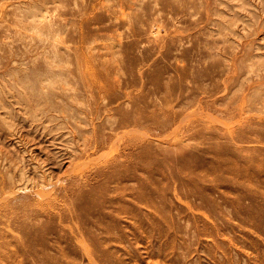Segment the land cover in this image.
Masks as SVG:
<instances>
[{"label": "rangeland", "instance_id": "1", "mask_svg": "<svg viewBox=\"0 0 264 264\" xmlns=\"http://www.w3.org/2000/svg\"><path fill=\"white\" fill-rule=\"evenodd\" d=\"M0 264H264V0H0Z\"/></svg>", "mask_w": 264, "mask_h": 264}, {"label": "bare ground", "instance_id": "2", "mask_svg": "<svg viewBox=\"0 0 264 264\" xmlns=\"http://www.w3.org/2000/svg\"><path fill=\"white\" fill-rule=\"evenodd\" d=\"M53 76H54V75H53ZM52 78H54V77H52ZM57 78H58V77H57ZM48 79H49V78H48ZM50 80H51V79H50ZM48 85H49V84H48ZM29 93H30V92H29ZM29 95H30V94H29ZM29 95H28V96H29ZM32 95H33V94H32ZM32 95H31V97H32ZM37 95H38V94H37ZM40 95H41V94H40ZM40 95H38V96H40ZM31 97H30V98H31ZM36 97H37V96H36ZM36 97H35V98H36ZM40 98H41V97H39V99H40ZM34 100H35V99H34ZM40 101H41V100H40ZM38 102H39V101H38ZM38 102H37V103H38ZM78 102H79V101H78ZM32 103H33V102H32ZM37 103H36L35 105H37ZM42 103H43V101H42ZM43 104H45V103H43ZM33 105H34V103H33ZM26 107H27V106H26ZM24 108H25V107H24ZM63 111H64V110H63Z\"/></svg>", "mask_w": 264, "mask_h": 264}]
</instances>
